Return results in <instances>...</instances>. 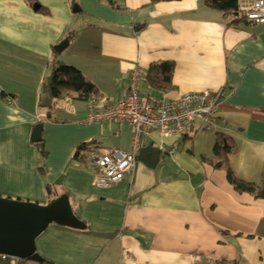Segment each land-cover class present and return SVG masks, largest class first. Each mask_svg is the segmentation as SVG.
I'll list each match as a JSON object with an SVG mask.
<instances>
[{
    "label": "crops",
    "instance_id": "crops-1",
    "mask_svg": "<svg viewBox=\"0 0 264 264\" xmlns=\"http://www.w3.org/2000/svg\"><path fill=\"white\" fill-rule=\"evenodd\" d=\"M74 1L0 0V195L47 203L67 193L88 225L50 224L36 239L38 264H264V198L202 160L214 156L221 132L236 147L237 177L264 188V24L231 25V14L203 0ZM67 37L73 51L60 60L111 99L135 67L163 60L176 68L160 97L225 89L216 126L144 136L134 174L96 187L93 153L133 151L135 131L87 121L77 92L41 106L55 45ZM140 89L155 96L146 78ZM40 122L45 157L31 140ZM90 140L97 143L75 156Z\"/></svg>",
    "mask_w": 264,
    "mask_h": 264
},
{
    "label": "built area",
    "instance_id": "built-area-1",
    "mask_svg": "<svg viewBox=\"0 0 264 264\" xmlns=\"http://www.w3.org/2000/svg\"><path fill=\"white\" fill-rule=\"evenodd\" d=\"M239 16L247 22L264 24V0H251L240 6ZM146 75L147 70L135 67L127 88L118 99L95 91L89 95L87 121L128 123L135 131L133 151L115 147L93 153L92 163L98 170L94 184L98 188H109L134 174L136 154L143 136L152 133L164 137L185 136L193 127L212 129L216 126L225 89L187 91L175 98L164 95L154 99L151 92L144 95L140 89ZM6 257L2 254L3 259Z\"/></svg>",
    "mask_w": 264,
    "mask_h": 264
},
{
    "label": "trees",
    "instance_id": "trees-1",
    "mask_svg": "<svg viewBox=\"0 0 264 264\" xmlns=\"http://www.w3.org/2000/svg\"><path fill=\"white\" fill-rule=\"evenodd\" d=\"M162 1L172 0H151L152 3ZM240 1L241 0H203L208 7L222 11L226 15L231 14V20L229 22L231 25L240 24L243 20L239 16ZM59 53L60 52L55 50V57L52 60L53 71L44 79L42 92L50 93L53 98H61L71 92H77L76 99L88 101L91 92H99L96 90L94 82L76 66L60 61L58 57ZM175 68L176 63L169 60L158 61L149 66L147 69L146 80L151 86V91L155 95L154 98L156 97V99H159L160 93H162L164 89L171 87L169 84L174 77ZM94 143H97V141L90 140L82 144V146L77 149L75 156L79 154V151L82 148L89 147ZM35 144L45 157L47 151L44 147L43 140L35 142ZM235 151L236 147L233 141L227 135L218 132L217 142L214 148V156H203L202 160L213 164L217 168L226 170L229 181L238 190L252 192L257 198H264V188L237 177L229 159V155ZM43 262H45V259L37 251L25 260H20L8 255L3 259L2 255H0V264H38Z\"/></svg>",
    "mask_w": 264,
    "mask_h": 264
},
{
    "label": "water",
    "instance_id": "water-1",
    "mask_svg": "<svg viewBox=\"0 0 264 264\" xmlns=\"http://www.w3.org/2000/svg\"><path fill=\"white\" fill-rule=\"evenodd\" d=\"M77 7L78 4H75L74 11H77ZM69 43L67 37L55 45V50L61 52ZM51 105V94H43L41 106ZM43 129V122L35 125L31 137L33 142L43 140ZM52 223L74 229H86L88 226L75 212L67 193L60 194L47 203L0 195V255L27 259L37 251V237Z\"/></svg>",
    "mask_w": 264,
    "mask_h": 264
},
{
    "label": "rangeland",
    "instance_id": "rangeland-1",
    "mask_svg": "<svg viewBox=\"0 0 264 264\" xmlns=\"http://www.w3.org/2000/svg\"><path fill=\"white\" fill-rule=\"evenodd\" d=\"M66 49V50H65ZM63 51H61L60 53H59V55H58V57H59V60H60V58L62 59V58H65V57H67L68 55H69V53L70 52H72L73 51V49H71V46H67L66 48H65ZM60 55H63V57H61ZM73 56V55H72ZM61 61V60H60ZM71 61V60H70ZM66 63V62H65ZM66 64H70V62H68V63H66ZM71 65H73V64H71ZM52 71H53V67H51V72L48 74V76L52 73ZM144 137V136H143ZM142 137V138H143ZM142 138H141V141H140V144L141 143H143V140H142ZM134 144H133V140H132V146H133Z\"/></svg>",
    "mask_w": 264,
    "mask_h": 264
}]
</instances>
